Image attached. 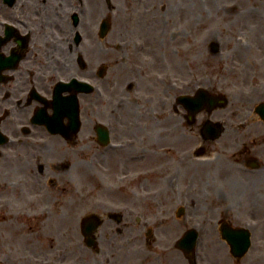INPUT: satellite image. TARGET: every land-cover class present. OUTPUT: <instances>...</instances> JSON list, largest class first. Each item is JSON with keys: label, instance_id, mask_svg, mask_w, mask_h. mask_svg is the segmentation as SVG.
<instances>
[{"label": "flooded vegetation", "instance_id": "obj_1", "mask_svg": "<svg viewBox=\"0 0 264 264\" xmlns=\"http://www.w3.org/2000/svg\"><path fill=\"white\" fill-rule=\"evenodd\" d=\"M196 6L221 11L213 34L196 35ZM184 36L230 59L223 69L231 76L223 81L212 67L196 77L195 56L193 77L179 82L171 65H190L177 48ZM183 87L192 88L193 112L178 100ZM200 87L225 94L227 105L206 101L196 111ZM263 103L264 0H0V214L14 211L22 223L9 233L0 215V258L11 264L9 251L20 249L24 262L51 264L58 234L63 241L67 232L42 226L57 217L53 203L72 200L74 167L84 181H105L118 164L126 171L117 177L143 186L161 181L164 192L183 197L181 187L200 188L182 202L199 204L193 215L230 252L222 224L247 227L250 264H264ZM121 213L103 214L95 247L83 235L92 222L83 228L81 217L84 244L99 253L101 227L127 223Z\"/></svg>", "mask_w": 264, "mask_h": 264}, {"label": "rangeland", "instance_id": "obj_2", "mask_svg": "<svg viewBox=\"0 0 264 264\" xmlns=\"http://www.w3.org/2000/svg\"><path fill=\"white\" fill-rule=\"evenodd\" d=\"M200 13H203L204 16L200 17ZM207 13L213 14V18H215L212 21L214 23L213 26L209 23L210 17L205 15ZM215 13L219 14L221 11L203 10L196 6V35L206 34L209 36V34H213L212 31L215 30V27L220 28V22L217 21L218 17L215 16ZM206 17L208 19H205ZM203 19L205 20L202 22ZM185 28L188 27L185 26ZM184 38V47L177 46V48L180 50V56H183L184 59L190 58V65L187 66L184 63L182 66L178 61L175 62L177 65H171L173 68H177L179 72L181 71L182 78L178 79L179 82L183 83L182 80L193 77V74L189 75V69L192 68L191 71L193 73L195 56L196 77L200 73L204 74V69L206 68L212 71V67H214L213 72L216 73L217 78L223 76V73L227 74L223 67L230 59H221L217 54L213 53L210 50L212 49L211 43L204 40L194 43L187 41L186 36ZM221 45V54L225 55L226 47L222 42ZM192 57L193 63L191 62ZM226 76L231 75L227 74ZM224 77L223 81L225 80ZM183 90L186 93L192 92V88L188 87H183ZM222 92H224L223 89ZM240 109L243 110V108ZM143 111V107H141L137 114L142 113L144 115ZM155 161L157 160L152 158V161L149 162L154 164ZM91 164L95 167L93 168ZM91 164L89 169L96 170V162ZM110 164L114 166V162L110 161ZM117 169H119L118 173L126 171V169H121L116 164L110 171L112 176L105 181H101L98 175L94 176L93 174L84 181L81 167H74L72 171L74 179L72 178L71 181L72 200L63 203L62 199H58L56 203H53L51 212L56 211L57 217L52 219L50 224L47 222L42 226L44 228L49 226L56 227L57 230L60 229L67 232L66 235H61L63 241L59 240V234L58 238L55 237L57 244L53 247V252L49 258L52 260L51 264H117V262L119 264H193L195 258L196 264L251 263V252L253 249L240 262L236 261L237 259L232 257L227 247L219 244L220 235L215 233L213 228L207 229L210 227L205 224L207 220L193 215L199 204L182 202L184 198L195 197V195L191 194L198 192L200 188L192 185L181 187L185 192L183 197L173 193L171 189L168 192H164L161 181H158L157 184L148 183L149 185L143 186L140 184L141 179L130 182V180L128 181V176L121 177L123 174L117 177ZM57 194L59 195V193ZM15 205L16 203L14 202ZM179 205L186 206V210L181 216L176 215ZM36 206L39 207L40 211L41 205L36 203ZM64 210H68L64 214L69 215H60ZM108 211H124L123 222L126 221L127 223L118 224L115 220H107L100 229L102 234L101 251L96 253L83 242L80 219L86 212L106 214ZM0 215L6 217V220H3V227L9 233L16 231V228L22 227V223L18 222L20 220L19 214L16 215L14 211L8 214L1 213ZM54 221H56V224L52 223ZM37 225V223L35 225L28 224V226L34 227ZM110 225L117 226V228L121 226L123 230L118 233L111 230ZM24 226L26 227V225ZM190 227H197L201 233L196 257L193 254L187 257L181 250L175 248L177 238ZM148 228L151 229L150 233L146 232ZM40 237L43 238V236ZM9 252L12 254L11 264L35 263L32 260L24 262V252L20 249ZM1 253L2 251L0 250V255ZM60 254L65 255V257H61ZM0 264H9V262H4L0 258Z\"/></svg>", "mask_w": 264, "mask_h": 264}, {"label": "water", "instance_id": "obj_3", "mask_svg": "<svg viewBox=\"0 0 264 264\" xmlns=\"http://www.w3.org/2000/svg\"><path fill=\"white\" fill-rule=\"evenodd\" d=\"M215 103L224 105V99L222 97H216ZM188 97L185 96V100H187ZM264 111V110H263ZM213 128V127H212ZM91 228L93 229L94 226L98 225L99 222L96 219L92 220ZM223 233L226 238L232 242L233 245V253L238 256H242L249 248L250 245V234L247 231H244L240 228H231V227H223ZM92 231H87L85 234L91 235ZM197 240V231L194 229H191L186 232L185 236L179 241V245L184 248V250L187 253H191L193 251V248L196 244ZM93 239H90V242L92 243Z\"/></svg>", "mask_w": 264, "mask_h": 264}, {"label": "bare ground", "instance_id": "obj_4", "mask_svg": "<svg viewBox=\"0 0 264 264\" xmlns=\"http://www.w3.org/2000/svg\"><path fill=\"white\" fill-rule=\"evenodd\" d=\"M170 55H172V51L170 52Z\"/></svg>", "mask_w": 264, "mask_h": 264}]
</instances>
